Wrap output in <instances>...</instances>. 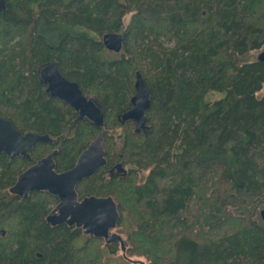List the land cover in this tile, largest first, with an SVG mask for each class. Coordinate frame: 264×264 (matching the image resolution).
<instances>
[{
  "label": "trees",
  "instance_id": "16d2710c",
  "mask_svg": "<svg viewBox=\"0 0 264 264\" xmlns=\"http://www.w3.org/2000/svg\"><path fill=\"white\" fill-rule=\"evenodd\" d=\"M4 1L0 117L50 139L27 158L0 152V264H106L121 251L48 223L58 199L47 191L9 192L52 150L55 171L73 167L101 130L106 162L75 191L112 197L125 258L264 264V62L247 59L264 45V0ZM110 31L123 35L118 54L102 44ZM49 61L101 107L102 128L48 96L39 73ZM136 70L150 92L146 133L117 118L131 106ZM117 163L122 171L109 174Z\"/></svg>",
  "mask_w": 264,
  "mask_h": 264
},
{
  "label": "water",
  "instance_id": "95a60500",
  "mask_svg": "<svg viewBox=\"0 0 264 264\" xmlns=\"http://www.w3.org/2000/svg\"><path fill=\"white\" fill-rule=\"evenodd\" d=\"M5 1L0 0V10L4 9ZM101 41L107 50L119 52L123 44L120 32H105ZM257 60L264 62V49L257 55ZM40 78L46 84V91L52 96L66 102L78 117L85 116L97 127H103L104 116L101 107L92 99L87 98L77 82L68 80L58 70L55 61H49L40 70ZM134 92L130 96V108L120 113L117 118L123 122L132 120L135 123L134 132L149 130L145 112L150 106V92L139 70L135 71ZM104 131L101 130L87 147L79 154L75 164L70 169L57 172L54 169L55 150L24 169L9 187V192L20 197H26L31 191L44 190L57 197V204L46 216L51 225L62 222L75 225L84 234L98 236L106 243L118 241L121 251H124L123 240L118 233L111 232L116 226L118 212L111 196H86L78 199L75 185L82 179L91 176L106 159L102 145ZM47 134L21 132L9 119L0 117V152L10 158L20 155L29 157L28 151L36 142L48 141ZM121 169V165L118 164ZM264 222V210L260 211Z\"/></svg>",
  "mask_w": 264,
  "mask_h": 264
},
{
  "label": "rangeland",
  "instance_id": "374dc122",
  "mask_svg": "<svg viewBox=\"0 0 264 264\" xmlns=\"http://www.w3.org/2000/svg\"><path fill=\"white\" fill-rule=\"evenodd\" d=\"M263 49H264V45L262 47H260L259 49L250 51L247 54V59H249V60L257 59L256 57H257L258 53L261 50H263ZM109 51H111V50H109ZM111 52H113L114 54H116V53L118 54L120 51L119 52L111 51ZM134 79H135V74H134ZM263 93H264V82L262 84L261 89L258 91V95H261ZM82 117H85V116H81L80 118H82ZM77 118L80 119L79 117H77ZM134 127H135V125H134ZM142 172H145V171H142ZM140 173H141V171H140ZM140 173H139V176H142V174H140ZM261 210H264V209H260L259 210V217L260 218H261V216H260V211ZM261 220H262V218H261ZM125 231H126V228L121 227V226H118V227L115 226L114 228L111 229V232L118 233L121 236V238H125ZM78 240L79 239H77L76 241L78 242ZM138 259L139 258H137V257H131L130 260H128L127 258H125L122 255V252L120 250H118L115 254H108V253H106L105 256H104V260H105L106 264H134V262L132 260H138Z\"/></svg>",
  "mask_w": 264,
  "mask_h": 264
},
{
  "label": "flooded vegetation",
  "instance_id": "af4514ba",
  "mask_svg": "<svg viewBox=\"0 0 264 264\" xmlns=\"http://www.w3.org/2000/svg\"><path fill=\"white\" fill-rule=\"evenodd\" d=\"M42 68V67H41ZM41 70V69H40ZM40 74V73H39ZM41 79V78H40ZM42 81V80H41ZM42 83H43V85H44V89H45V91H46V84L42 81ZM46 93L48 94V96H52L49 92H47L46 91ZM52 97H55V96H52ZM57 98V97H56ZM59 99V98H58ZM66 103V102H65ZM70 106V105H69ZM106 162V161H105ZM105 164V163H104ZM104 164L102 165V166H104ZM102 166H99L98 168H97V170L100 168V167H102ZM96 170V171H97ZM113 170H116V171H122L119 167H118V163L117 164H115V165H113L110 169H109V174L110 173H112L113 172ZM95 171V172H96ZM77 184V183H76Z\"/></svg>",
  "mask_w": 264,
  "mask_h": 264
}]
</instances>
